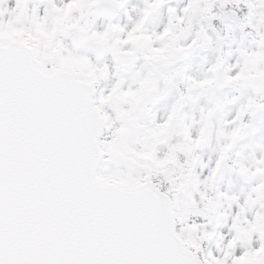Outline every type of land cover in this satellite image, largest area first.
Here are the masks:
<instances>
[{
  "label": "snow or ice",
  "instance_id": "snow-or-ice-1",
  "mask_svg": "<svg viewBox=\"0 0 264 264\" xmlns=\"http://www.w3.org/2000/svg\"><path fill=\"white\" fill-rule=\"evenodd\" d=\"M0 264H264V0H0Z\"/></svg>",
  "mask_w": 264,
  "mask_h": 264
}]
</instances>
